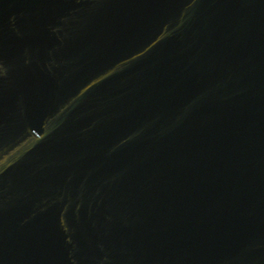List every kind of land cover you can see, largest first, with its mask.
<instances>
[{"label":"water","instance_id":"95a60500","mask_svg":"<svg viewBox=\"0 0 264 264\" xmlns=\"http://www.w3.org/2000/svg\"><path fill=\"white\" fill-rule=\"evenodd\" d=\"M0 264H264V0H0Z\"/></svg>","mask_w":264,"mask_h":264}]
</instances>
